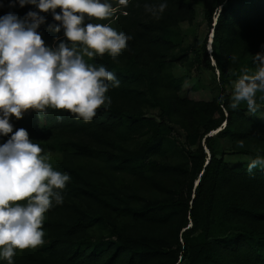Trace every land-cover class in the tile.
<instances>
[{"label":"trees","instance_id":"1","mask_svg":"<svg viewBox=\"0 0 264 264\" xmlns=\"http://www.w3.org/2000/svg\"><path fill=\"white\" fill-rule=\"evenodd\" d=\"M195 1L167 0L157 19L144 4L159 0H131L127 15L118 9L108 20L85 21L107 23L132 37L118 62L107 53L85 58L96 67L105 66L120 82L106 93L110 103L92 121L55 110L42 125L35 121V112L11 118L14 131L26 129L53 168L71 176L63 204L45 214L44 244L17 250L14 264H264V171L247 172L249 158L264 154V100L259 99L264 93H257L259 110L254 115L246 103L236 110L228 106L234 81L244 69L252 74L257 67L253 57L264 54V0L211 1L205 17L213 31L212 52L207 38L201 49L192 48L200 69L205 65L219 71L208 100L181 97L185 76L177 78L172 71L186 57L177 58L178 27L195 22ZM3 3L0 16L39 11L32 5L10 9L8 0ZM40 14L47 19L38 31L46 45L55 47L59 41L54 37L65 40L63 31L50 30L49 25L58 23L50 12ZM149 102L159 106L167 124L145 120ZM148 124L154 129L139 152L115 153V135H137ZM175 124L186 131L185 160L166 167L147 163L163 154ZM8 138L0 137V144ZM219 140L230 149L219 150ZM99 161L110 165L113 184L102 180L110 177L104 173L108 170L93 165ZM114 171H124L135 191L155 198L142 204L131 201L115 187ZM105 230L108 236H94Z\"/></svg>","mask_w":264,"mask_h":264},{"label":"clouds","instance_id":"2","mask_svg":"<svg viewBox=\"0 0 264 264\" xmlns=\"http://www.w3.org/2000/svg\"><path fill=\"white\" fill-rule=\"evenodd\" d=\"M130 3L131 0H8L10 9L32 5L39 11L29 10L23 17L8 11L0 16V137H9L0 144V261L6 264H14L17 250L44 244L45 214L63 204L62 193L71 180L69 173L53 168L26 129L13 130L11 118L23 119L29 110L42 118L55 110L84 122L92 121L97 110L110 103L106 93L119 87L120 82L105 66L96 67L85 57H103L107 53L118 62L132 37L107 23L85 21L108 20L118 9L127 15ZM4 6L0 0V8ZM167 6V0L144 4L145 11L157 19ZM49 12L58 22L49 25L50 30L63 31L65 37H54L59 41L55 47L46 45L38 31L47 19L40 13ZM232 59L235 62L236 58ZM253 60L256 70L249 74L244 69L234 81L228 106L236 110L246 103L247 111L254 115L259 110L257 93H264V54L257 53ZM218 99L223 103V96ZM259 99L264 100V95ZM255 169L264 171V154L249 158L247 172Z\"/></svg>","mask_w":264,"mask_h":264},{"label":"rangeland","instance_id":"3","mask_svg":"<svg viewBox=\"0 0 264 264\" xmlns=\"http://www.w3.org/2000/svg\"><path fill=\"white\" fill-rule=\"evenodd\" d=\"M212 0H197L193 4V7L196 9L197 15L196 20L194 23L189 22H182L179 27L180 36L178 38V46L176 49L177 58L182 60H177L174 64L172 71L174 75L178 77H184L183 87L181 88L179 95L181 97H185L186 95H191L195 99H210L213 96V88L215 87L213 81L215 76L218 79L219 71H215L214 73L208 69L205 65H202L200 69L198 63L195 61V55L192 51V48H199L201 49L205 39L207 38V48L209 52L211 51L210 41L212 38V30L208 26V22L205 17L206 10L210 7ZM215 18V17H214ZM215 22V19H214ZM214 25V23H213ZM209 44V45H208ZM86 58V57H85ZM212 64H215V61L212 60ZM196 87H199V91H195ZM32 110H29L25 113V116H28ZM144 118L145 120L151 121L156 125H162L163 123L167 124L168 120L162 117V111L158 105L149 102L146 103L144 106ZM34 115V114H33ZM35 121L40 123L41 125L44 123L45 117L38 118V116H33ZM154 128L151 127L150 124L144 129V131L140 134L129 136V135H115L117 140V147L114 149L115 153H136L139 152L143 146H145V142L150 139L152 132L149 133V130H153ZM216 132L211 133V135L216 134ZM115 138V139H116ZM187 140H186V131L180 127L179 124H175L174 128L172 129L171 133L166 136L165 143H164V150L163 154L159 155V157H151L147 159V163H154L157 164L156 166L166 167L171 162L178 163L180 161L185 160V154L182 149L187 147ZM216 146L219 150L222 149H230V144L226 141H216ZM205 152L207 155H210L209 149L204 146ZM94 166L100 168V170H108L104 172L108 177H110L111 169L110 165L99 161V165L93 164ZM159 167V169H160ZM115 173L118 174L115 176ZM115 176V187L119 186V190L123 191L122 195H126L131 201L135 203L142 204L148 199L155 198L154 194H149L147 192H139L135 191L133 185L131 186V178L127 173L124 171H114ZM114 179V178H113ZM102 180L108 181L109 184H113L112 177L110 179L103 178ZM113 185V189H115ZM136 194V195H135ZM94 236L103 234L104 236H108L109 231H100L99 233L96 231ZM93 233V234H94Z\"/></svg>","mask_w":264,"mask_h":264},{"label":"bare ground","instance_id":"4","mask_svg":"<svg viewBox=\"0 0 264 264\" xmlns=\"http://www.w3.org/2000/svg\"><path fill=\"white\" fill-rule=\"evenodd\" d=\"M212 41H213V35H212V38H211L210 44L212 43ZM210 47H212V46L210 45ZM215 132H216V131H215Z\"/></svg>","mask_w":264,"mask_h":264}]
</instances>
